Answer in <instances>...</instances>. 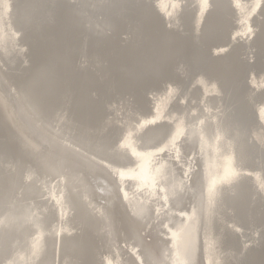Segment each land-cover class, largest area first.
<instances>
[{
  "label": "bare ground",
  "instance_id": "obj_1",
  "mask_svg": "<svg viewBox=\"0 0 264 264\" xmlns=\"http://www.w3.org/2000/svg\"><path fill=\"white\" fill-rule=\"evenodd\" d=\"M0 264H264V0H0Z\"/></svg>",
  "mask_w": 264,
  "mask_h": 264
},
{
  "label": "rangeland",
  "instance_id": "obj_2",
  "mask_svg": "<svg viewBox=\"0 0 264 264\" xmlns=\"http://www.w3.org/2000/svg\"><path fill=\"white\" fill-rule=\"evenodd\" d=\"M7 24H8V22H7ZM261 73H263V72H261ZM261 73H260V74H261ZM135 125H136V123H135Z\"/></svg>",
  "mask_w": 264,
  "mask_h": 264
}]
</instances>
